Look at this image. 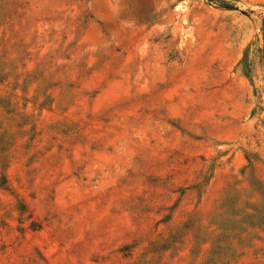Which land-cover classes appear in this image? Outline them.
Instances as JSON below:
<instances>
[{"label":"rangeland","instance_id":"rangeland-1","mask_svg":"<svg viewBox=\"0 0 264 264\" xmlns=\"http://www.w3.org/2000/svg\"><path fill=\"white\" fill-rule=\"evenodd\" d=\"M0 264H264V0H0Z\"/></svg>","mask_w":264,"mask_h":264},{"label":"trees","instance_id":"trees-1","mask_svg":"<svg viewBox=\"0 0 264 264\" xmlns=\"http://www.w3.org/2000/svg\"><path fill=\"white\" fill-rule=\"evenodd\" d=\"M225 6H229V5H225Z\"/></svg>","mask_w":264,"mask_h":264}]
</instances>
